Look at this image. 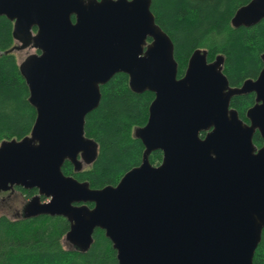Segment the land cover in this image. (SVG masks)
Wrapping results in <instances>:
<instances>
[{
	"label": "water",
	"instance_id": "95a60500",
	"mask_svg": "<svg viewBox=\"0 0 264 264\" xmlns=\"http://www.w3.org/2000/svg\"><path fill=\"white\" fill-rule=\"evenodd\" d=\"M0 16L14 23L16 45L5 54L39 51L19 63L36 109L31 133L0 144V192L38 191L21 218H65V241L82 253L104 230L118 264H254L264 232V54L258 77L240 87L230 85L224 57L209 62L205 49L179 78L152 0H0ZM262 20L264 0H252L232 25ZM118 73L133 92L155 95L134 131L145 150L116 186L92 189L63 166L81 171L96 161L86 117ZM247 94L255 95L248 123L231 107ZM155 151L159 165L150 161Z\"/></svg>",
	"mask_w": 264,
	"mask_h": 264
},
{
	"label": "trees",
	"instance_id": "16d2710c",
	"mask_svg": "<svg viewBox=\"0 0 264 264\" xmlns=\"http://www.w3.org/2000/svg\"><path fill=\"white\" fill-rule=\"evenodd\" d=\"M251 1L152 0L156 22L174 43L179 78L184 76L197 49L208 51L209 62L219 55L224 57V73L232 87L258 77L263 67L264 20L251 27L232 25L237 10ZM13 28V22L0 16V144L28 136L36 119L18 57L16 53L5 54L16 45ZM101 93L100 105L87 115L85 125L86 136L98 144L96 161L81 171H76L69 161L63 166L65 175L88 182L92 189L116 186L128 171L142 163L145 147L135 138L134 131L146 125L155 98L150 91L133 92L124 73L116 74L101 86ZM254 105V94L235 96L231 101V107L247 123V111ZM254 143L258 147L263 144L258 132ZM162 159V151L150 156L153 165H159ZM34 193L36 190L28 197ZM69 230L70 224L63 217L42 215L23 219L0 215V264H118L117 252L104 230L95 231L94 243L85 253L66 245ZM254 264H264V232Z\"/></svg>",
	"mask_w": 264,
	"mask_h": 264
},
{
	"label": "rangeland",
	"instance_id": "374dc122",
	"mask_svg": "<svg viewBox=\"0 0 264 264\" xmlns=\"http://www.w3.org/2000/svg\"><path fill=\"white\" fill-rule=\"evenodd\" d=\"M36 53V50L33 47H28L25 50L16 52V55L18 57V61L19 63H21L22 61H24V59L29 56ZM83 167H88L87 165H83ZM25 197H23V195L21 193H17L15 194L11 199H10V204H11V208H7V209H0V215H7L11 218H15V211L14 209H21L24 203ZM67 246H69V244H66Z\"/></svg>",
	"mask_w": 264,
	"mask_h": 264
},
{
	"label": "flooded vegetation",
	"instance_id": "af4514ba",
	"mask_svg": "<svg viewBox=\"0 0 264 264\" xmlns=\"http://www.w3.org/2000/svg\"><path fill=\"white\" fill-rule=\"evenodd\" d=\"M31 191H35L34 190H26L25 192L20 191L17 187L14 190L11 191H6V192H0V209H7V208H11V204H10V199L17 193H21L23 195V197H25L23 206L21 209H14L15 211V217H19L21 218L23 209L25 207V205L30 201V199L36 195L38 193V191L36 190V193H34L33 195H31V197H28V193H30ZM42 200L44 201L45 198H42Z\"/></svg>",
	"mask_w": 264,
	"mask_h": 264
}]
</instances>
